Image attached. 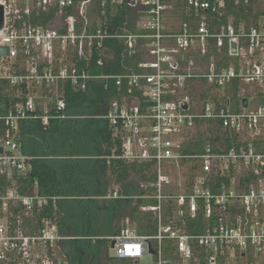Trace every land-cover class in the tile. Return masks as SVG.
<instances>
[{
  "label": "built area",
  "instance_id": "obj_1",
  "mask_svg": "<svg viewBox=\"0 0 264 264\" xmlns=\"http://www.w3.org/2000/svg\"><path fill=\"white\" fill-rule=\"evenodd\" d=\"M125 1L0 0L4 8L0 47L10 49L8 57L0 58V79L8 80L18 89L17 97L27 100L0 117L7 127L0 145L4 149L0 170L11 176L33 169L36 159L21 152L13 136L20 121L50 125L71 117L59 94L61 84L88 92L92 83L106 88L115 83L120 94L102 118L122 140V148L104 159L109 164L125 161L152 166L148 192L137 198L152 202L139 210L153 213L155 232L140 235L125 228L106 237L112 255L122 264H140L144 256H150L152 264H264V15L249 28L231 22L212 30L206 15H222L230 1L249 4L251 0H134L147 8L139 23L146 33L114 34L102 27L78 31L75 17L63 13L72 9L75 16L88 20L97 2L105 9ZM175 1L186 3L201 22L170 25L167 15ZM55 9L47 22L37 20ZM113 38L131 49L146 40L141 72H94V54H99L97 66L104 67L110 56L106 42ZM234 42L235 55L231 52ZM226 46L227 64L222 50ZM213 49L218 53L206 60ZM73 52L85 60V66L72 61ZM185 54L205 60L193 59L186 65L179 60ZM234 83L240 85V97H253L255 105L244 109L242 100L241 111L235 110L233 96L226 92ZM203 85L209 91L201 98L194 89ZM243 86L250 89V97L242 95ZM43 101L46 107L37 113ZM209 122L228 130L237 141L230 146L208 144L202 153H188L190 138ZM191 163L198 166L194 183L188 175ZM250 176L253 179L248 182L245 178ZM221 178H229L230 183L217 185ZM51 200L56 204L58 198L40 197L36 192L21 195L15 186L0 196V205L21 206L30 216ZM63 239L49 221L30 234L19 216L16 221L10 219L0 224V264H34L38 249L43 251L39 264H68L51 252Z\"/></svg>",
  "mask_w": 264,
  "mask_h": 264
},
{
  "label": "trees",
  "instance_id": "obj_2",
  "mask_svg": "<svg viewBox=\"0 0 264 264\" xmlns=\"http://www.w3.org/2000/svg\"><path fill=\"white\" fill-rule=\"evenodd\" d=\"M263 5L264 3L260 0H251L249 4L230 1L222 15H206V24L208 23L212 30L228 27L231 22L235 26L244 24L249 28L264 15L261 9ZM170 8L168 20L173 19L182 24L201 22L200 16H197L182 1L171 3ZM93 9L92 16L90 14L88 20L75 16V11L72 9H67L63 13L65 17L72 15L75 17L78 31L80 29L90 31L102 27L108 28L114 34L146 33L139 28V23L147 11L140 2L126 0L123 5H109L105 9L97 2ZM56 10L50 11L47 16L44 15L37 20L47 22L49 18L54 17ZM145 44L146 40H140L135 48L131 49L119 39H110L106 42L110 56L104 67L97 66L96 63L100 58L98 53L94 54L91 61L94 72L117 75L141 72L140 64L147 56ZM222 50L223 62L227 64L230 58L228 46ZM217 53L218 50L213 49L205 59L211 61V56ZM70 58L78 66H85V60L80 59L77 52H73ZM201 58L197 54H185L180 56L179 60L188 65L193 59L205 60ZM239 86V83H234L226 89V92L233 96L236 111H241V102L244 98L240 97ZM205 88L203 85L194 90L199 97L203 98L209 91ZM17 90L8 80L0 79V117L8 116L16 104L26 103V98L17 97ZM22 90L26 91L24 87ZM59 94L67 102V116L72 118L63 120V124H57L56 120H53L50 125H44L40 120L20 121L18 130L13 133V136L21 152L27 153L28 145L38 146L40 150L35 151V154L41 152L44 155H49L50 151L55 149H64L74 155L93 151L95 156H110L114 151L120 152L122 140L115 136L114 130L102 118L108 112L111 100L120 94L115 83L108 88L103 84L92 83L88 92H79L71 84L66 83L59 86ZM38 109L37 113H43L42 108ZM77 111L84 117L76 119V115L72 113ZM6 130L5 122H0V145L6 138ZM235 138L228 130L209 122L206 129L190 138L186 150L188 153H202L208 144L216 145L224 142L230 146L232 141H237ZM97 163L101 170L100 176L106 177L103 185H59L57 171L47 164L40 166L38 160L33 162L32 171L26 174L14 172L9 176L0 170V196H5L8 190L16 186L21 195L36 192L40 197L58 198L56 204L51 200L42 211L34 210L30 216L21 206L10 207L9 215L12 221H16L19 216L30 234L43 227L44 221L54 225L59 234L64 237L57 243L56 249L61 256L60 260L68 264H122L112 255L106 237L115 235L125 228L134 229L140 235L155 232L153 213H143L139 210L140 206L152 202L137 198L148 192L147 185L153 179L152 166L124 161H111L109 164L105 159L97 160ZM197 167L194 163L188 166V175L193 183V178L197 175ZM109 171L123 184L119 185L118 198H107L112 187L107 182ZM245 179L249 182L253 176ZM218 181L217 185L222 181L230 183L229 178H221ZM127 210H130L129 219L127 218L130 222L129 226L116 230V223L124 218ZM197 222H201L200 219Z\"/></svg>",
  "mask_w": 264,
  "mask_h": 264
},
{
  "label": "crops",
  "instance_id": "obj_3",
  "mask_svg": "<svg viewBox=\"0 0 264 264\" xmlns=\"http://www.w3.org/2000/svg\"><path fill=\"white\" fill-rule=\"evenodd\" d=\"M41 106V105H40ZM39 106V107H40ZM52 106V105H51ZM46 102H42L40 108L44 109ZM76 115V119L81 115L80 112L72 113ZM79 115V116H78ZM83 117H79L81 119ZM61 121V122H59ZM63 120H56L57 124H63ZM27 153L25 155L33 157L40 162L41 165L47 164L53 167L58 174L59 185H103L105 184V176H100V166H98L97 160H102L104 156H95L93 151H86L82 154H73L67 152L64 149H55L50 151L49 155L35 154V151H39V147L27 146ZM47 152V151H46ZM90 152V153H88ZM34 153V154H33ZM106 160V159H105ZM125 162V161H124ZM127 163V162H126ZM108 185H123L115 175L110 171L107 174ZM132 179V178H131ZM118 195V194H117ZM129 219V217H128Z\"/></svg>",
  "mask_w": 264,
  "mask_h": 264
},
{
  "label": "rangeland",
  "instance_id": "obj_4",
  "mask_svg": "<svg viewBox=\"0 0 264 264\" xmlns=\"http://www.w3.org/2000/svg\"><path fill=\"white\" fill-rule=\"evenodd\" d=\"M261 9H264V5L262 6ZM90 12V11H88ZM90 13H88L86 16H88ZM92 16V15H91ZM94 16V15H93ZM89 17V16H88ZM94 18V17H92ZM173 19H169L168 22L169 24L171 25L173 23ZM99 22V21H98ZM242 89H245L243 90L244 92H242V95H245L247 97H250V89L246 88L245 86L242 87ZM249 104H250V107H252L253 105H255V101L253 100V97H251L249 99ZM79 117H84L83 115H80ZM184 172H187V170L184 169ZM179 174V172H177ZM119 185H112V187L110 188V195L107 197L109 198L110 196H113L115 197L116 194H118V189H119ZM115 191V192H114ZM114 192V193H113ZM10 207H12V205H9L7 207L3 206L1 207L0 205V224H4L5 222L9 221L11 219V216L9 215V211H10ZM130 215V210H127L125 211L124 213V218H122L121 220H119L115 227H116V230H120L124 227H127L129 226L130 222L127 221V218L129 217ZM53 254H55L56 258L58 260H60V254L59 252L57 251V249L55 251H51ZM114 253V251H113ZM43 256V251L42 250H37L35 255L33 256L34 257V260H35V263L34 264H39L40 262L38 261L39 259H41V257ZM153 260L150 256H144L141 260H140V264H152Z\"/></svg>",
  "mask_w": 264,
  "mask_h": 264
},
{
  "label": "water",
  "instance_id": "obj_5",
  "mask_svg": "<svg viewBox=\"0 0 264 264\" xmlns=\"http://www.w3.org/2000/svg\"><path fill=\"white\" fill-rule=\"evenodd\" d=\"M4 27V8L0 7V30H2ZM9 47H0V58H5L8 57L10 55L9 52ZM231 52L232 54H236L237 53V44L234 42L231 44ZM262 107H264V98H262ZM249 105V100L248 98H244L243 102H242V107L244 109H246ZM4 153V149L0 148V155H3ZM115 246V243L113 242L111 245V249H113Z\"/></svg>",
  "mask_w": 264,
  "mask_h": 264
}]
</instances>
